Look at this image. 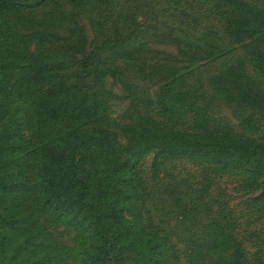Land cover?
I'll return each mask as SVG.
<instances>
[{
    "label": "rangeland",
    "instance_id": "rangeland-1",
    "mask_svg": "<svg viewBox=\"0 0 264 264\" xmlns=\"http://www.w3.org/2000/svg\"><path fill=\"white\" fill-rule=\"evenodd\" d=\"M19 1L34 6H12L0 44L83 61L126 160L100 217L89 199L58 215L35 190L43 161L9 148L0 264H264V0ZM224 50L239 58L215 56ZM206 134L235 139L250 169L171 150V139ZM83 149L93 172L96 150Z\"/></svg>",
    "mask_w": 264,
    "mask_h": 264
},
{
    "label": "trees",
    "instance_id": "trees-1",
    "mask_svg": "<svg viewBox=\"0 0 264 264\" xmlns=\"http://www.w3.org/2000/svg\"><path fill=\"white\" fill-rule=\"evenodd\" d=\"M47 1L50 0L38 2ZM15 5L34 6L19 0H0L1 21L9 24L11 8ZM238 26L234 23L236 33ZM10 41L0 44V182L4 184L3 196L10 190L5 184L11 173L6 164L11 160L8 149H18V158L33 156L43 161L37 182L39 190L35 185L43 205L61 215L76 208L74 204L79 210V205L89 199L85 211L93 210L100 217L101 211L96 205L107 201L109 189H112L110 197L116 195L115 175L125 169L126 157L118 149L121 143L114 140L102 119L100 121L95 85L85 82L89 75L85 76L83 71L88 66L84 68L85 64L78 59L73 64L48 63L30 54L25 45ZM198 44L197 40L191 43ZM231 55L239 58L233 51L215 53L222 58ZM222 81L220 87H224L227 80L223 78ZM141 128H134L136 135L147 138L149 128ZM171 140L176 143L170 145L172 151L198 154L221 167L250 169L253 155L242 151L235 139L206 134ZM86 147L95 149L98 157L93 172L83 166V148ZM11 208L10 199L5 209L9 212ZM97 237L105 244L113 240L108 231H99Z\"/></svg>",
    "mask_w": 264,
    "mask_h": 264
}]
</instances>
